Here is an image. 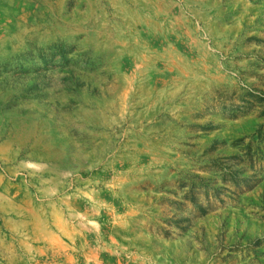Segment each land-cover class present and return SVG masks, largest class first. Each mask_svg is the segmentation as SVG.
<instances>
[{"label": "rangeland", "instance_id": "rangeland-1", "mask_svg": "<svg viewBox=\"0 0 264 264\" xmlns=\"http://www.w3.org/2000/svg\"><path fill=\"white\" fill-rule=\"evenodd\" d=\"M0 264H264V0H0Z\"/></svg>", "mask_w": 264, "mask_h": 264}, {"label": "bare ground", "instance_id": "bare-ground-1", "mask_svg": "<svg viewBox=\"0 0 264 264\" xmlns=\"http://www.w3.org/2000/svg\"><path fill=\"white\" fill-rule=\"evenodd\" d=\"M14 17V16H13ZM11 21V20H10Z\"/></svg>", "mask_w": 264, "mask_h": 264}]
</instances>
